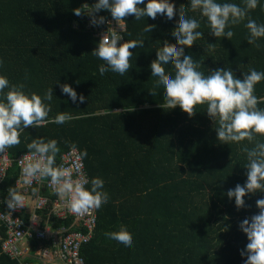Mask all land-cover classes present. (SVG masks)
Wrapping results in <instances>:
<instances>
[{
  "label": "trees",
  "instance_id": "16d2710c",
  "mask_svg": "<svg viewBox=\"0 0 264 264\" xmlns=\"http://www.w3.org/2000/svg\"><path fill=\"white\" fill-rule=\"evenodd\" d=\"M96 2L0 0V59L4 61L0 75L11 84H26L28 94L43 96L53 87L49 119L60 112L73 117L62 125L30 126L21 133V143L9 148L13 165L0 186V201L7 197L9 187H16L20 174L16 159L29 152L27 144L38 137L55 139L61 149L57 166L72 148L82 154L86 151L83 157L91 180L102 179V190L109 195V201L98 209L94 237L82 247L88 264H244L241 250L246 249L248 239L239 225L258 214L256 201L264 193L248 194L246 206L238 209L227 191L246 183L247 157L240 149L248 142L220 143L206 106H198L191 118L179 107L164 109L163 88L157 89L155 97L149 91L157 79L151 77L150 64L165 40L176 43L172 33L181 5L188 17L201 23L198 31L204 36L191 48L185 47V54L192 56L205 75L230 68L243 79L248 66L264 71V38L258 41L259 49L251 46L244 26L247 21L231 28L232 40L216 38L206 18L191 12L190 0H170L176 5L173 20L126 17L120 43L142 37L145 46L130 50L129 72L121 76L109 71L101 76L98 66L105 62L91 54L101 38L86 28L88 15L78 17L73 11ZM217 2L242 4V0ZM97 15L111 17L103 10ZM250 15L264 24V0ZM147 24L156 25L153 32L142 31ZM209 44L215 45L209 48ZM165 68L173 72L171 64ZM62 84H69L78 96L83 94L85 102L74 103L62 93ZM255 94L264 97V81L256 85ZM258 107L264 109V103ZM257 139L264 142L262 137ZM44 193L56 197L48 189ZM0 209L7 211L6 203H0ZM51 217L55 227L73 222L71 217ZM121 226L132 234L131 249L104 235ZM5 236V228L0 227V264H20L3 253ZM32 242L35 247L41 243Z\"/></svg>",
  "mask_w": 264,
  "mask_h": 264
},
{
  "label": "clouds",
  "instance_id": "9594fccd",
  "mask_svg": "<svg viewBox=\"0 0 264 264\" xmlns=\"http://www.w3.org/2000/svg\"><path fill=\"white\" fill-rule=\"evenodd\" d=\"M141 5H144L141 7ZM259 6V0H242V4L217 0H190V10L206 18L210 33L216 38L232 40L234 32L231 28L247 21L244 26L248 30L247 42L259 49L258 42L264 38V24H258L250 13ZM108 11L112 20L122 29V21L126 17L134 16L139 21L144 17L156 20L158 16H166L173 20L176 16V5L170 0H97L91 6L85 4L74 9L78 17L88 15L92 26L109 23L105 16H97L101 11ZM200 21L187 16L184 5L179 8V20L172 35L176 43L163 42L157 49V58L150 64L152 76L157 79L149 90L154 97L157 89L163 88L164 109L179 107L188 116L194 117L198 106H206L209 118L214 122L218 140L222 144H242L241 152L246 154L247 169L246 183L237 184L234 189L227 191L229 199L235 200L238 209L246 206L245 197L257 192L264 193V142L257 139L264 138V109L258 107L264 103V97L255 94L256 85L264 81V71H257L248 66L243 71V79L238 78L230 68L211 70L208 75L199 71L200 65L191 55L185 54V47L191 48L195 41L202 38L204 33L198 31ZM154 24H147L143 32H153ZM123 36L117 28H108L102 34L98 47L92 55L104 61L98 66L101 76L109 71L123 76L131 69L130 59L133 56L131 49L143 48L145 40H127L120 43ZM215 44H209L213 48ZM179 46V47H178ZM4 61L0 59V67ZM172 65V73L166 71L165 66ZM63 94L68 95L76 103H84L86 97L78 96L69 85H60ZM26 84H11L9 79L0 75V154L6 155L7 150L21 143V133L28 127L41 128L47 124L62 125L73 119L67 112H60L49 119L51 112L50 102L53 99V87L43 96L35 92H25ZM49 102V103H46ZM248 145H252L249 147ZM29 154L24 156L19 165L21 168L20 180L25 186L33 182L48 180L52 194L66 201L67 209L75 216H85L98 210L109 201V195L103 191L104 181L100 178L91 180V189L85 179H74L73 170L63 165L57 166L56 157L61 152L58 141L45 140L43 137L33 139L27 144ZM87 156V152L83 153ZM79 170V166H75ZM8 195L0 203H6L10 210H17L26 206L25 195L17 187H9ZM33 195L38 189L32 188ZM258 214L245 218L239 225L246 234L248 243L246 249L241 250V256L246 257L244 264H264V198L256 201ZM11 215V212L8 213ZM105 237L115 240L125 247H133L132 234L121 226L119 231L105 232Z\"/></svg>",
  "mask_w": 264,
  "mask_h": 264
},
{
  "label": "built area",
  "instance_id": "2783aa9c",
  "mask_svg": "<svg viewBox=\"0 0 264 264\" xmlns=\"http://www.w3.org/2000/svg\"><path fill=\"white\" fill-rule=\"evenodd\" d=\"M98 16V15H97ZM99 17V16H98ZM91 17L86 20V28L90 29L95 36L102 38V34L107 32L108 28H117L120 34L126 29V22L122 21V29H119L117 22L112 20V17L107 18L109 23L100 26H92L90 24ZM79 27V24H76ZM29 152L22 153L16 163L19 168V178L21 168L19 161ZM13 165V160L10 157L9 149L6 155L0 154V186L6 178L10 167ZM63 165L66 168L73 170L74 179H85L88 181L86 187L90 183V175L86 168V163L83 154L77 148L65 152L58 166ZM79 166L77 171L75 166ZM16 187L25 195V204L23 208L17 210L2 211L0 209V227L5 228L6 236L2 241V251L12 259H16L20 264H36L27 259V243L32 240L41 242L37 251L36 257L42 263L58 260L64 264H88L85 257L82 255V247L89 243L94 237L97 223L98 210L92 211L85 216H75L70 213L66 206V201L61 200L58 196L52 199L44 193L45 190H50L48 180L33 182L31 186H25L22 183ZM38 189V193L33 195L32 188ZM32 203V209L31 207ZM31 209V212H29ZM45 212L49 217L56 215L58 217H71L73 223L70 226L61 225L54 229L53 227L43 226L42 213ZM11 212V215L8 213ZM29 212L28 220L25 214Z\"/></svg>",
  "mask_w": 264,
  "mask_h": 264
},
{
  "label": "crops",
  "instance_id": "0c3cea01",
  "mask_svg": "<svg viewBox=\"0 0 264 264\" xmlns=\"http://www.w3.org/2000/svg\"><path fill=\"white\" fill-rule=\"evenodd\" d=\"M30 208L32 209V203H31V207ZM31 209H30L29 212H31ZM29 212L27 213L28 216H29ZM45 212H47V211H43V213H42V217H43V223H42V225L43 226H49L50 228L53 227L54 229H56L54 222H52L53 221L52 220V217L51 216L49 217L48 215H46ZM32 241H34V240H32ZM32 241H30L29 243H27V248L29 247L27 249V254H26L27 259L38 257L37 256V251L39 249V245L37 247H35V245H34V243ZM61 263L62 262H60L58 260H52L51 262L47 261V264H61Z\"/></svg>",
  "mask_w": 264,
  "mask_h": 264
}]
</instances>
